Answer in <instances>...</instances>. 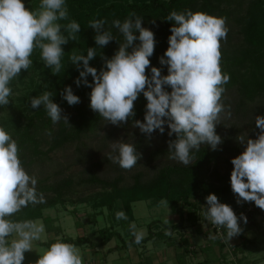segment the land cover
<instances>
[{"label":"clouds","instance_id":"obj_1","mask_svg":"<svg viewBox=\"0 0 264 264\" xmlns=\"http://www.w3.org/2000/svg\"><path fill=\"white\" fill-rule=\"evenodd\" d=\"M166 20L173 24L168 47L159 63L167 66V75L151 66L149 57L154 54L155 35L142 26V17L135 12L123 21H112L124 41L111 58L101 54L104 63L99 71L89 63L97 56L96 48L88 47L86 55L74 51L69 61L79 71L76 85L91 88V110L107 123L120 126L128 122L135 116L134 102L142 94L147 101L144 120H134L133 127L150 137L156 130L163 134L166 125L168 136L175 134V139L168 141L169 159L187 166L193 159V150L199 151L205 144L217 150L223 143L215 126L225 112L222 96L230 80V75L222 72L220 66L221 41L227 39L228 28L226 18L191 9L173 10ZM88 23L95 30V44L100 49L114 39L112 33L105 30V20ZM80 30V24L69 18L65 0H40L35 9L27 8L23 0H0V106L10 103L13 95L10 84L22 70L27 71L32 66L30 57L34 50H40L44 66L54 75L60 73L65 53L62 46L76 41ZM149 67L150 76L146 74ZM89 75L92 83L87 79ZM60 94L70 106L80 103L71 86H66ZM53 96V92L45 90L31 97L30 106L33 109L43 106L53 124L63 120L71 126L63 109L53 102ZM254 121L259 129L256 138L245 134L238 137L244 150L231 159L230 185L237 203L254 202L264 210V115L254 116ZM47 135L51 136V131H47ZM110 149L107 159L125 170H131L141 159L135 144L122 139L111 142ZM19 152L17 141L0 126V264H22L25 253L33 250V242L39 241L45 231L44 226L35 221L11 219L22 208L45 202L43 194L37 192V177L24 168ZM205 199L202 215L206 221L226 231L225 239L229 241L242 233L239 221L246 224V216L238 217L232 207L221 203L215 194ZM160 203L168 207V200L162 199ZM115 216L117 220L127 219L123 211H117ZM164 223L168 224L169 220ZM130 230L134 242L140 243L143 234L136 231L134 224ZM38 257L32 264H84L80 249L60 238L41 248Z\"/></svg>","mask_w":264,"mask_h":264},{"label":"trees","instance_id":"obj_2","mask_svg":"<svg viewBox=\"0 0 264 264\" xmlns=\"http://www.w3.org/2000/svg\"><path fill=\"white\" fill-rule=\"evenodd\" d=\"M227 3H240L242 0H222ZM68 7L69 18L76 20L81 30L77 34L76 41H69L63 45L64 56L61 62H70L69 57L75 51L79 54H87L88 47L96 48L97 56L91 60L90 66L95 67L98 71L103 67L104 61L101 59V54L108 58L114 55L119 47V39L112 45H108L100 49L96 44L90 45L89 36L95 34V30L89 26L90 20L101 19L105 20V30H110L112 21L119 19L125 20L130 13L135 12L137 16L142 19H151L162 21L164 28V36L161 38L155 37L156 44L154 54L149 57L151 66L161 69L162 75H167V66H162L159 63V58L164 54L168 47V37L171 35L170 28L173 24L167 21L166 18L173 10L181 12L185 9H191L193 12L201 11L212 16L229 15L228 10L220 8L219 3H214L213 0H65ZM217 4V5H215ZM39 4H25L27 8L34 9ZM66 23V21H61ZM237 23L240 25L239 31L243 33L244 43L239 47L238 53L223 55L225 51L220 46L221 61L220 66L222 72L230 75L229 82L224 86L225 92L222 99H226V93H230L233 88H236L239 93L238 110H247L249 102L255 101L257 97L264 94V0H249L248 7L245 14L237 18ZM66 35V33H65ZM87 37V38H86ZM136 43H139L138 41ZM131 49H129L130 51ZM30 58L37 59L36 54L31 55ZM245 68L248 73L247 77H242L240 69ZM71 71V77H67L68 71L60 72L56 76L53 75L52 80L48 82V91L54 93L52 97L53 102L57 103L63 111L65 109H72L73 116L69 119L72 126H68L63 120L53 124L48 117L43 106L39 109H32V113L23 114L19 112L16 116L11 115L13 123L9 126L14 131L10 133L18 143L20 152V159L23 166H32L38 160L48 157L49 152L66 142L75 138H81L83 133L95 131L98 127L102 117L90 108V92L91 88L81 84L76 85L75 80L79 77V71L74 66ZM65 74V75H64ZM67 74V75H66ZM146 74L151 75L150 67L146 69ZM56 79V81H55ZM89 83H92V77H87ZM66 86H71L75 95L80 98V103L70 106L67 101L61 97V92ZM166 90L171 91L170 88ZM261 98V97H259ZM263 100V99H262ZM146 99L142 94L134 102L135 116L130 118L132 122L141 118V106H144ZM21 107V105H18ZM264 108V107H263ZM258 107L256 112L264 115V109ZM51 131V136L47 135V131ZM45 133V134H44ZM144 135V134H143ZM50 138H49V137ZM49 138V139H48ZM170 139H175V134ZM51 140V145L44 149L43 142ZM143 141V139H142ZM227 138L225 139V142ZM136 146V150L139 148ZM235 152L240 154L243 150L238 144L227 145L226 143L218 146L217 150H212L208 145H201L200 150H193L191 155L193 159L190 165L179 163L165 164L159 167L156 175L150 180H143L141 172H136L133 176V183L121 185L122 176L114 178H106L92 173L89 177L83 178L81 181H88L100 185V190L93 192L86 196H80L79 202L89 203L93 207L92 220H97L98 213H103L104 208L109 209L108 219L109 223L99 226L97 229L91 228L84 234L72 236L63 233L60 225L54 224L55 218L45 213L44 209L57 206L59 203L66 205L67 200L75 203L72 213L77 211L76 199L69 198V193L76 192L74 180L72 177H64L53 183H39L37 184V192L44 196L43 203L35 205H28L17 212L11 219L15 221L32 220L42 218L45 222L48 232H54L55 236L41 243L50 245L55 242L57 238L65 242L85 245L92 247H100L105 245L113 237L118 236L122 239L121 246L128 247L134 244V236L130 234V221L134 219V204L138 200H148L152 204H160L162 199L168 200V203L179 213V221L172 224H164V226L171 229H178L185 227V220L191 223L198 224L204 218L202 215V206H206V197L209 194H215L221 203H226L232 207L235 214L239 217L241 214L247 217V223L243 220L239 221L242 233L238 235L240 241L238 243L229 244L225 239L226 231L221 229L219 233L216 225L207 231L208 236H216L212 239L213 244L217 243L220 249L223 250L227 245L233 250L230 253L225 251L221 254H216L210 257L209 264H249V258L245 254L249 250L250 245L256 244L259 234L264 236V227L262 219L264 217V210L257 207L254 202L237 203V197L232 192L230 185L231 171L222 172L219 163L222 160L230 161L225 156L224 152ZM123 208L127 219L117 220L115 213L118 211L117 203ZM205 219V218H204ZM157 221V219L153 220ZM77 225L82 224L77 220ZM118 224H123L130 235V239H125ZM253 230L254 236L247 234V230ZM179 245L183 246L185 253L196 252L193 248L190 236L186 235L184 230H178ZM158 233L151 227V231L143 236L141 244L152 239ZM171 237V236H170ZM174 242L173 237L170 238L168 244ZM137 244V243H136ZM213 244L204 245V249L211 250ZM238 252H242L241 257L236 258ZM229 255H232L229 258ZM214 260V261H213ZM208 259L197 261L193 264H206ZM251 262V261H250ZM142 264H151L149 260L142 261ZM186 264V263H183ZM255 264V262L251 263Z\"/></svg>","mask_w":264,"mask_h":264},{"label":"rangeland","instance_id":"obj_3","mask_svg":"<svg viewBox=\"0 0 264 264\" xmlns=\"http://www.w3.org/2000/svg\"><path fill=\"white\" fill-rule=\"evenodd\" d=\"M213 1L214 3H219L218 5L220 8L230 11L229 15L215 16L226 18L228 34L227 39L221 41V46L225 50L222 51L223 55L226 56L227 54L238 53L239 47L245 43L243 33L239 31L240 25L237 23V18L246 13L249 0H242L240 3H227L222 0ZM23 2L25 4H39L40 0H23ZM153 21H155V23H153ZM142 26L153 31L155 37L157 38L164 36V31L166 30L162 21L159 20L142 19ZM108 31L112 33L114 38L108 45H112L118 39V43H122L124 41L123 36L115 27L111 26V29ZM95 35L96 33L89 36L88 39L89 41L91 40L90 45L95 44ZM34 53L36 54L37 59L34 60L33 58H30L33 61L32 66L27 71L22 70L20 76L17 79H14L10 84L13 89V95L10 97V103L7 106H0V126H3L9 133H13L14 131L11 127H9L13 123L11 115L16 116L19 112H22L23 114L32 113L33 108L31 109L30 106L31 97L39 96L43 91L48 90V87L45 89L43 84L48 85V82L52 80L54 75L50 68L44 66V63L40 58V50H34L32 53L33 56ZM62 65L63 67L60 72L69 70L67 73L68 75L66 74V78L71 77V71L73 70L72 68L74 65L70 62H64ZM240 72L243 73L240 74V76L242 75V77H247L248 73L245 72V68L240 69ZM226 96L225 100L222 99V103L225 106V112L221 114L220 121L215 126V131L221 136L223 140L222 144L226 143L228 146L231 144H238L241 149L244 150V147L241 145L238 137L245 134L252 139L256 138V134L259 132V129L255 127L254 116L260 115V112H256L258 107H264V94L259 96L261 98L257 97L255 101L249 102V106L245 111L237 109L239 93L236 88H233L229 94L226 93ZM18 105H21V107ZM145 106L146 103L144 106H141L142 113L140 114L141 118L139 120L142 122L145 115ZM63 114H66L68 118L71 119L73 111L72 109H65ZM101 120L102 121L99 122L95 131L83 133L81 138H75L66 142L62 146L52 149L49 152L48 157L38 160L33 163L32 166H24L30 175H35L37 177V184L40 182L53 183L67 176L73 178L74 183H76L74 187L77 191L69 193L68 196L69 198L76 199L77 211L72 213L71 210L73 209L75 203H71L69 200H67L66 205L59 203L57 206L44 209L45 213L50 214L55 218L54 224L60 225L63 233L72 236H77L80 233L84 234L91 228L97 229L99 226L109 223V219L107 217L110 212L108 208H104L103 213H98L97 220L93 221V207L85 201L79 202L80 196L84 197L102 189L97 183L81 181L83 178L89 177L93 172L98 176L106 178L122 176L123 180L120 184L126 185L133 183V176L136 172H141V178L143 180H150L156 175L159 167L169 163H179L175 160L169 159V129L166 125L163 134H161L159 130H156L149 137L145 134L143 135L139 128L133 127V122L131 120H128V122L123 123L120 126L107 123V121L103 118ZM226 138L227 141L225 142ZM121 139L125 143L135 144V147L138 144L140 145L137 152L141 154V159L137 161L136 166L131 170L122 169L119 165L114 164L111 160L107 159V154L111 151L110 143ZM50 145L51 140H44V149H47ZM224 154L230 159V161L228 162L226 160H222L219 163V167L222 172L232 171L233 165L231 164V159L238 156V154L227 151H225ZM248 203L251 204V202ZM117 207L118 211H123L120 202L117 203ZM133 208L135 217L130 221V225L134 224L137 232L146 236L151 231V227L154 231L158 230L157 235L146 242L145 245H143L144 243L138 245L136 243L132 244V246H136L135 249L133 247L130 248L133 250L132 257L130 256V259L133 261L136 259V248L138 251L146 250L145 247H148L147 249L149 250H160L161 248L157 247L156 244L158 243L162 247L166 245L168 243L167 241H170V238L172 237L174 238L176 244L179 241V234L177 232L179 229L184 230L193 238L194 244L192 245H201L203 242H208L207 239L210 240L207 235V231L212 229L213 224L206 221L204 218L196 224L197 227L194 226V223H191L188 220H185L186 225L182 228L171 229L167 226L165 227L164 221L166 219L169 220V224L176 223L180 219L179 213L169 203L168 207H164L161 203L157 205L152 204L148 200L141 199L136 201ZM259 218L262 219L264 227V217H261L260 215ZM155 219H157V221L152 223ZM77 220H80L82 224L77 225ZM34 221L38 224H42L45 231L41 234V239L39 241L33 242V250L25 253V260L22 264H32V262L36 261L39 258L38 254L40 249L47 247V245L41 243L40 241L55 236L54 232L50 233L47 231L45 222L42 218H37ZM118 225L119 227L117 226V228L120 229L125 239H130V235H126L127 232L124 225ZM166 232H170V234L166 235ZM246 233L254 236V231L252 229L247 230ZM239 241L240 239L238 236H235L229 240V244L238 243ZM119 243H122V239L115 236L104 246H114ZM74 245L80 249L82 257L84 258L83 252L87 251V247L85 245ZM224 251L231 254L233 250L230 245H227L224 248ZM245 254L249 258V264L253 262H255V264H264V236L259 234L258 239H256V244L250 245L249 250H246ZM114 255L115 253L110 256V260L116 262L117 259H114ZM242 255V252H238V255L235 256L238 259V257H241ZM231 256L232 255H229V258ZM185 259L187 258L184 254H179L178 257L174 259V263L173 261H170L168 264H175L179 262L185 263Z\"/></svg>","mask_w":264,"mask_h":264},{"label":"crops","instance_id":"obj_4","mask_svg":"<svg viewBox=\"0 0 264 264\" xmlns=\"http://www.w3.org/2000/svg\"><path fill=\"white\" fill-rule=\"evenodd\" d=\"M194 226H196V224ZM186 235L188 234L186 233ZM44 240H47V239H44ZM178 240L180 241V239ZM190 240L192 244H194L193 238L191 236H190ZM42 241L43 240H41L40 242ZM179 241L175 244V240H174V242L171 245L170 243L169 244L167 243L166 245L162 247L157 243L156 245L157 247L161 248L160 250L158 249L149 250L147 249L148 247H145L146 250L138 251V249L136 248V259L134 261L130 259V256L132 257V251H133L130 248L133 247L135 249L136 246L130 245L128 247H124V246H121L122 243L115 244L114 246H106V247L104 245H102L104 247L86 246L87 251L83 252V256H84L83 261H84V264H142V261L147 259L151 262V264H168L170 261H173L174 263V259L177 258L179 254L181 255L184 254L185 257L187 258L185 259L186 264H193L194 262L203 261L206 259L209 260V262H207L206 264H209L211 263L210 257L212 256L214 257V255L221 254V252L224 251V249L223 250L220 249V246L218 244H215V243L213 244L212 239L210 240L207 239L208 242H203V244L201 245H196V244L191 245L193 248L196 249V252L195 253L189 252L186 254L183 246L179 245ZM145 243L144 244L142 243V244L145 245ZM210 243L213 244L212 249L211 250L204 249V245H207ZM138 244H141V243H138ZM114 253H115L114 259L115 260L117 259L116 262H114L113 260H110V256H112V254ZM119 257L121 261L119 260ZM175 264H183V263L179 262Z\"/></svg>","mask_w":264,"mask_h":264},{"label":"built area","instance_id":"obj_5","mask_svg":"<svg viewBox=\"0 0 264 264\" xmlns=\"http://www.w3.org/2000/svg\"><path fill=\"white\" fill-rule=\"evenodd\" d=\"M214 226V225H213ZM217 228H218V231H219V233H221V228H219L218 226H217ZM232 258V257H231Z\"/></svg>","mask_w":264,"mask_h":264}]
</instances>
